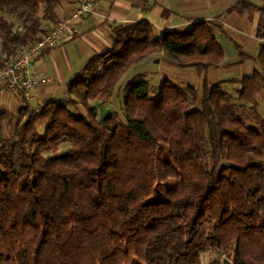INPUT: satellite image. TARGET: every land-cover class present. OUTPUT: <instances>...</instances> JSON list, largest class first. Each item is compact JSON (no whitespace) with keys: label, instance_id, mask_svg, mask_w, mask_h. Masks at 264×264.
<instances>
[{"label":"trees","instance_id":"1","mask_svg":"<svg viewBox=\"0 0 264 264\" xmlns=\"http://www.w3.org/2000/svg\"><path fill=\"white\" fill-rule=\"evenodd\" d=\"M62 1L0 0V60L41 38ZM232 8L258 13L252 76L205 83L198 97L137 74L117 94L121 114L100 116L154 53L182 68L222 64L215 24L156 35L140 20L113 26L66 100L33 109L22 96L0 113V264H200L204 252L264 264V0Z\"/></svg>","mask_w":264,"mask_h":264},{"label":"crops","instance_id":"2","mask_svg":"<svg viewBox=\"0 0 264 264\" xmlns=\"http://www.w3.org/2000/svg\"><path fill=\"white\" fill-rule=\"evenodd\" d=\"M237 0H96L94 10L84 14L68 27L62 40L52 49L42 52L35 61L41 74L26 101L37 109L46 100H66V84L84 66L94 53L112 46L111 29L117 24L146 20L156 35L165 30L185 29L204 20L217 26L216 41L223 51L219 67L203 70L182 68L157 52L134 64L125 80L118 81L119 90L134 75L142 74L149 82L159 84L163 79L184 88L191 85L198 97L205 83L238 80L252 76L258 63L256 56L262 40L256 37L257 12L238 13L232 7ZM79 0H63L56 10L57 19L71 14ZM227 87V85H226ZM116 88V87H115ZM22 96L0 91V113L16 112ZM256 109L264 118V87L257 95Z\"/></svg>","mask_w":264,"mask_h":264},{"label":"built area","instance_id":"3","mask_svg":"<svg viewBox=\"0 0 264 264\" xmlns=\"http://www.w3.org/2000/svg\"><path fill=\"white\" fill-rule=\"evenodd\" d=\"M96 0H79L77 8L65 15L39 39L29 42L23 49L7 59L0 60V91L16 93L25 98L41 76L35 69L37 57L55 47L63 38L66 29L94 10Z\"/></svg>","mask_w":264,"mask_h":264},{"label":"rangeland","instance_id":"4","mask_svg":"<svg viewBox=\"0 0 264 264\" xmlns=\"http://www.w3.org/2000/svg\"><path fill=\"white\" fill-rule=\"evenodd\" d=\"M134 71V69H129L124 75H123V79L125 80L129 77V74L132 73ZM150 84L155 85L157 84L154 81H151ZM119 85L118 84L114 90V95L112 96V98L110 99V101H108L105 104H101L98 106V114L104 115L107 111H115L117 112L119 115L120 113V106H119V101H118V95L121 92V89L119 90ZM101 113V114H100ZM223 259H227L226 255H220L217 254L216 252H209V253H202L200 256V264H210L213 261L219 260L220 262L223 261Z\"/></svg>","mask_w":264,"mask_h":264},{"label":"water","instance_id":"5","mask_svg":"<svg viewBox=\"0 0 264 264\" xmlns=\"http://www.w3.org/2000/svg\"><path fill=\"white\" fill-rule=\"evenodd\" d=\"M223 263L224 264H229V263H227V259H223Z\"/></svg>","mask_w":264,"mask_h":264}]
</instances>
